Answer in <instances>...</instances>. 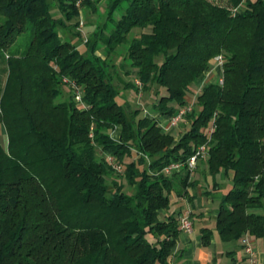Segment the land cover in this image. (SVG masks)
Segmentation results:
<instances>
[{"label":"trees","instance_id":"1","mask_svg":"<svg viewBox=\"0 0 264 264\" xmlns=\"http://www.w3.org/2000/svg\"><path fill=\"white\" fill-rule=\"evenodd\" d=\"M86 6L104 20L85 43L80 31L63 37ZM219 55L222 82L198 92L177 140L150 114L188 105ZM115 80L166 94L143 114L120 101ZM2 125L0 264H173L182 228L172 195L187 192L201 162L213 176L233 173L216 217L221 240L263 238L254 210L264 204V0H107L104 11L90 0H0ZM203 144L193 173L163 171ZM202 233L209 244L212 230Z\"/></svg>","mask_w":264,"mask_h":264},{"label":"crops","instance_id":"2","mask_svg":"<svg viewBox=\"0 0 264 264\" xmlns=\"http://www.w3.org/2000/svg\"><path fill=\"white\" fill-rule=\"evenodd\" d=\"M212 71L217 76L222 69L213 63ZM208 74L207 71L203 80L207 79ZM206 84L202 80L196 83L199 89ZM161 122L166 125L167 117ZM232 177V172L224 171L213 176L205 163L201 162L192 177L194 183L187 188V192L182 196L172 195L171 204L176 206L172 213L176 212L180 216L182 211L189 210L194 225L192 232H180L172 258L173 264H248L241 241H223L216 230V217L224 195L231 188ZM254 211L264 214V204ZM204 228L212 230L207 245L203 241ZM252 241L257 248L260 264H264V237L252 238Z\"/></svg>","mask_w":264,"mask_h":264},{"label":"rangeland","instance_id":"3","mask_svg":"<svg viewBox=\"0 0 264 264\" xmlns=\"http://www.w3.org/2000/svg\"><path fill=\"white\" fill-rule=\"evenodd\" d=\"M96 8H100L102 11H104V8L106 6L107 0H90ZM216 3H221V4H225V0H212ZM94 8V7H93ZM101 15L100 12H94L92 7L86 6L84 8L80 9V14L78 17L72 19L71 21H67L66 23L68 24V27L66 29H61V34L63 35V37L65 38H73L74 33L80 31L82 34V39H83V43L86 42V40L88 38H90L92 32L94 31L95 27L97 26L98 23H100V19L101 17H99ZM104 16L102 17V21L104 20ZM79 21V27L77 28H73V24ZM141 29L138 28H134L131 36L133 35H139L141 33ZM22 40V38L20 39ZM84 46H80L81 49ZM103 51L101 50V53ZM116 61L117 63H119L122 58L119 56H116ZM215 63V62H213ZM212 63V65H213ZM209 74L206 76L207 79L202 80V82L204 81L205 84L211 81H218L220 76L222 75V72L219 74H217V76H215V71H212V68L208 71ZM122 77L127 81L129 78L125 76L124 72H121ZM213 77V78H212ZM2 80L4 81L6 78V75L3 74L1 75ZM136 80V79H135ZM134 80V81H135ZM115 83L121 87V97L119 98L120 101L122 103H124L125 101H129L131 107L134 108H140L142 110L143 114H150L152 113L151 111V106L154 102L158 101L157 99L160 97V95H164L166 94V90L164 88H157L159 90V93H155V91H151V92H146L144 90L135 92L133 90H127L124 89L123 87V83L122 82H118L117 80H115ZM204 85V84H202ZM64 91H65V96H69L71 93L70 88H68V86L64 87ZM203 87H201L199 89V86H197L196 84L193 86V97L192 99L188 100V105H192V107L195 105V101H196V96L198 94V92L202 89ZM72 94V93H71ZM127 99V100H126ZM150 115H155L157 118L160 119V122L165 119L164 115H160L158 113H153ZM188 124L186 123L185 119H183V121L176 126L174 129H172L170 132L173 133L176 137V139L178 140L179 136L185 131V129L187 128ZM119 131H120V127H117L113 132L112 135L114 138H118L119 137ZM7 135H6V130L4 128V126H0V147H6L7 146ZM126 190H130L128 186L125 187ZM176 209V206L174 204L170 205L169 211L170 213H172L174 210ZM191 214V213H190ZM192 217V214H191ZM248 260V259H247ZM249 264V261H248Z\"/></svg>","mask_w":264,"mask_h":264},{"label":"built area","instance_id":"4","mask_svg":"<svg viewBox=\"0 0 264 264\" xmlns=\"http://www.w3.org/2000/svg\"><path fill=\"white\" fill-rule=\"evenodd\" d=\"M83 1L84 0H77V5L80 6ZM214 62L217 65H219V67H221L222 69L223 58L221 55L217 56ZM63 81L71 87L76 103L79 106L86 107L87 105L84 103V100H83L82 88L78 86L74 81L70 80L68 77H64ZM220 81L222 82L221 77H220ZM135 82L139 87L142 86L141 82L138 79H136ZM191 109H192V105H186V106L181 107L175 115L167 117L166 125H163L161 122V125L163 126L164 130L170 132L172 129L178 126L185 118L186 113L190 111ZM207 155H208V146L206 144H203L197 147L196 152L186 161V163L180 162V161L172 162L169 165H167L163 169V171L166 174H171L172 172L176 170H180L185 165H187V168L193 173L195 169L197 168L199 160L205 159ZM108 159L111 161V163H113V166L117 171H122V168L119 165L114 163V159L111 155H108ZM179 221H180L182 231H185V232L193 231L194 225H193V221H192L189 210H184L181 212ZM242 243H243L244 252L249 261V264H260L258 251L252 241V238H250L249 235H246L242 239Z\"/></svg>","mask_w":264,"mask_h":264}]
</instances>
